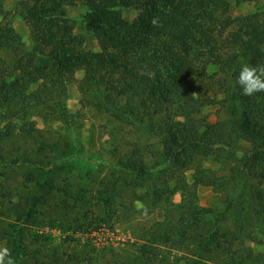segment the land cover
I'll list each match as a JSON object with an SVG mask.
<instances>
[{
	"label": "trees",
	"instance_id": "obj_1",
	"mask_svg": "<svg viewBox=\"0 0 264 264\" xmlns=\"http://www.w3.org/2000/svg\"><path fill=\"white\" fill-rule=\"evenodd\" d=\"M78 1L27 0L24 3V19L31 28L35 45L27 49L20 44L21 48L26 49L18 57L16 65L21 77L18 81L3 82L0 87V98L3 97L8 108L14 110V105L24 103V106H19L22 111L30 106L31 94L26 92L31 84L39 80L50 85H45L34 99L48 95L53 97L54 94L63 96L67 82L75 80L77 70L84 69L86 75L82 81L88 86L93 83L104 86L105 104L119 119L131 113V123L143 126L134 115L135 109H127L128 112L121 105H114L115 100L121 98L136 102V111L151 116H169L163 129V154L172 174L178 175L188 169L196 156L200 159L215 157L227 167L229 173L224 175V180L233 184L234 194L226 197L225 210L217 213L213 208L197 207L194 219H208L215 226L231 222L242 227L252 204H256L257 211L263 213L264 92L245 96L234 82L242 64L264 65V19L261 17L264 11L225 20L230 10L228 0H82L86 6L83 14L86 30L94 34L100 46L99 51H86L83 48L86 38L75 33V20L67 11L68 6L76 5ZM134 7H140L141 11L133 21H128L124 11ZM218 12H221L220 17H217ZM153 18L159 19V26L152 24ZM0 29V39L6 36V32L15 34L11 25ZM226 32L236 51L224 55L218 41L224 38ZM8 38L11 37L8 35ZM196 45L213 49V63L217 69L204 75L211 79L218 78L217 84L223 90L224 98L215 100L227 109L230 116L226 119L210 123L204 116L199 119L191 116L189 108L197 103L190 92ZM37 60H41L40 63H36ZM63 81L66 82L65 89L61 85ZM41 104L44 105L43 102ZM0 105L4 104L0 101ZM175 108H185L182 119L172 117ZM73 117L63 104L59 119L70 122ZM27 125L29 127L20 132L16 131L13 123L0 129V177L6 180L7 174L2 169L6 168L7 163H26L27 166L23 189L17 188L18 199L11 193H3L0 188V217H6L9 221L6 227L0 223V239L6 241L15 264H68L70 259L60 253H51L47 257L49 261L40 262L39 251L30 250L23 238L26 228L37 222L38 215L50 209L59 194L63 206L61 210L67 208L72 211L73 207L84 201L85 195L75 190L70 180L66 181L67 186H58L59 172L54 171V167L60 170L64 164L90 158L80 154L77 146L70 147L61 139L51 143L40 141L34 154L22 150V146L17 145V137L38 140L43 136L34 121ZM9 140L11 150L5 147ZM241 140L249 143V149L240 156L238 143ZM4 148L8 151L6 155L3 154ZM17 151L20 157H17ZM127 158L126 162L120 161L118 167L131 175L135 174L138 185H144L153 169L148 170L145 161L136 160L133 155ZM216 177L223 178L219 175ZM158 179L162 180V177ZM29 183L33 188L27 185ZM209 183L215 184L216 181L211 176L201 174L195 177L193 184L196 187ZM157 192L160 194L161 191ZM70 201H73V205H70ZM189 229L187 226L185 232ZM184 234V239L176 242L172 239L173 231H169L167 243L170 242L171 246L183 244L184 248L196 245L193 251L184 250L196 260L204 261L206 253L212 254L221 247L214 243L216 231H210L208 237L199 234L191 244L187 241L192 236ZM151 240L144 242L145 248L152 244ZM213 243L216 246L214 249ZM141 252L146 254L144 250ZM143 256L150 264L160 261L150 252ZM219 261L217 259L216 263L211 264H264V260L256 258L251 252L248 257L231 259V262ZM195 262L193 260L191 264Z\"/></svg>",
	"mask_w": 264,
	"mask_h": 264
},
{
	"label": "rangeland",
	"instance_id": "obj_2",
	"mask_svg": "<svg viewBox=\"0 0 264 264\" xmlns=\"http://www.w3.org/2000/svg\"><path fill=\"white\" fill-rule=\"evenodd\" d=\"M26 1L0 0V27L11 25L15 29V34L6 32V36L0 39V87L3 82L18 81L21 77L16 65L18 57L23 55L26 49L21 48L20 44L27 49H32L35 45L31 28L23 15ZM228 2L230 10L225 15V20L259 10L264 11V0ZM85 8L80 0L76 5L68 6L67 11L75 20V33L86 38L84 50L99 51L98 40L92 32L86 30L83 22ZM140 11V7L126 9L124 17L133 21ZM220 15L221 12H218L217 17ZM261 17L264 19V14L261 13ZM231 29L232 26L229 27V30ZM1 32L2 29L0 34ZM8 35L11 38H8ZM218 42L224 55L236 51L227 32ZM211 51L213 49L206 45H196L193 55L195 71L191 77L193 86L190 92L197 103L189 109L194 118L204 116L207 121L213 123L230 115L227 109L215 100L224 98L223 90L217 84L218 78L211 79L204 75L217 69ZM40 61L37 60L36 63ZM85 75L86 70H77L75 80H69L66 89V82L63 81V96L54 94L53 97L48 95L34 99L41 89L45 85L48 87L50 83L39 80L31 84L26 93L31 94L32 102L22 111L19 106H24V103L14 105L16 109L11 110L3 101V97L0 98L4 104L0 105V129L13 123L17 127L16 131L20 132L34 121L43 133L38 140H23L17 137V145L22 146V150L26 149L34 154L40 141L51 143L55 139H61L70 147L77 146L80 154L90 158L64 164L60 170L54 167V171L59 172L58 186L63 188L67 186L66 181L70 180L74 189L80 190L85 198L82 203L73 207L72 211L67 208L61 210L63 206L60 204L59 194L50 209L38 215L37 222L26 228L23 239L30 246V250L39 251L40 262L49 261L47 257L51 253H60L64 258L70 259L68 264H150L143 256L149 252L160 259L152 264H184L181 261L184 259L188 261L187 264H191L193 260L196 261L195 264H211L216 263L217 259H220V263H227L231 262V259L248 257L250 252L256 258L264 260V212H258L256 204H252L242 227L231 222L215 226L208 219H194L197 207L213 208L217 213L225 210L226 197L234 194L233 184L224 180V175L229 173L227 167L220 164L215 157L200 159L196 156L188 169L178 175L172 174L163 154V129L169 116H151L136 111V102L121 98L115 100L114 105H121L124 110L135 109L134 115L143 126L131 123V113L119 119L105 104L104 86L95 83L86 85L82 81ZM213 81H216V84H212ZM213 100L215 101L212 102ZM63 104L74 116L70 122L59 119L60 107ZM184 111L185 108H175L172 117L182 119ZM7 142L5 147L11 150L12 143L10 140ZM238 146L240 156L243 151L249 149V143L245 140H241ZM7 149L4 148V155L8 154ZM16 154L18 155V151ZM130 155L135 156L136 160H144L148 170L153 169L142 186L135 180V174L131 175L118 167V163L126 162ZM26 167V163H7L6 168L2 169L7 174L6 182L5 178L0 177L3 193H11L18 199L17 188H22L26 182ZM201 174L211 176L216 183L198 184L194 187L195 177ZM216 175L223 178L219 179ZM159 177H162V180H159ZM27 185L33 188L32 184ZM262 187L264 188V185ZM157 191H161L160 194H156ZM70 205H73V201H70ZM0 223L6 227L9 221L1 216ZM187 226L190 229L185 232ZM169 231H173L172 239L176 242L184 239V233L190 234L192 238L188 239L189 244L201 233L208 237L210 231H216L214 243L221 247L212 254L204 253V261H199L184 252L189 249L193 251L196 245L184 248L183 244L171 246L170 242L167 243ZM149 239L154 241L151 240L152 244L145 248L144 242ZM214 243L212 249L216 247ZM6 245V241L0 239V246ZM143 250L146 254H142Z\"/></svg>",
	"mask_w": 264,
	"mask_h": 264
},
{
	"label": "clouds",
	"instance_id": "obj_3",
	"mask_svg": "<svg viewBox=\"0 0 264 264\" xmlns=\"http://www.w3.org/2000/svg\"><path fill=\"white\" fill-rule=\"evenodd\" d=\"M152 24L159 26V19L153 18ZM234 83L245 96L264 92V65L242 64ZM0 264H15L11 250L6 246H0Z\"/></svg>",
	"mask_w": 264,
	"mask_h": 264
},
{
	"label": "crops",
	"instance_id": "obj_4",
	"mask_svg": "<svg viewBox=\"0 0 264 264\" xmlns=\"http://www.w3.org/2000/svg\"><path fill=\"white\" fill-rule=\"evenodd\" d=\"M181 261H183V262H184V264H187V260H186V259H184V260H181Z\"/></svg>",
	"mask_w": 264,
	"mask_h": 264
}]
</instances>
